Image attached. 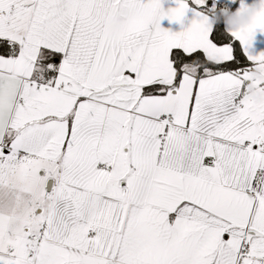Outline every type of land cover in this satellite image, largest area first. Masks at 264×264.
Returning a JSON list of instances; mask_svg holds the SVG:
<instances>
[{
	"label": "snow or ice",
	"instance_id": "6c2138e0",
	"mask_svg": "<svg viewBox=\"0 0 264 264\" xmlns=\"http://www.w3.org/2000/svg\"><path fill=\"white\" fill-rule=\"evenodd\" d=\"M258 33L264 0H0V264H264Z\"/></svg>",
	"mask_w": 264,
	"mask_h": 264
},
{
	"label": "crops",
	"instance_id": "0c3cea01",
	"mask_svg": "<svg viewBox=\"0 0 264 264\" xmlns=\"http://www.w3.org/2000/svg\"><path fill=\"white\" fill-rule=\"evenodd\" d=\"M237 2H239V0H237ZM246 2L251 3L252 0H246ZM164 6L165 7H169V6H173V0H164ZM250 6L246 7L244 10H238L236 12H233L226 18L225 20V27L229 30H235L231 25H229L228 20L230 17H232L233 15H239L240 13L246 11ZM255 18V16L253 17V19ZM162 26L165 28H171L174 31H178L180 30V26L178 24H170L167 20L162 21ZM255 48L257 51H264V34H257V38L255 41Z\"/></svg>",
	"mask_w": 264,
	"mask_h": 264
},
{
	"label": "clouds",
	"instance_id": "9594fccd",
	"mask_svg": "<svg viewBox=\"0 0 264 264\" xmlns=\"http://www.w3.org/2000/svg\"><path fill=\"white\" fill-rule=\"evenodd\" d=\"M256 15V8L250 6L246 11L240 13L239 15H233L229 18L228 23L235 30L245 28L250 25L253 21V17Z\"/></svg>",
	"mask_w": 264,
	"mask_h": 264
},
{
	"label": "trees",
	"instance_id": "16d2710c",
	"mask_svg": "<svg viewBox=\"0 0 264 264\" xmlns=\"http://www.w3.org/2000/svg\"><path fill=\"white\" fill-rule=\"evenodd\" d=\"M231 13H232V11L227 10V9H225V10L222 11V16H223V22H224V24H225V20H226V18H227Z\"/></svg>",
	"mask_w": 264,
	"mask_h": 264
}]
</instances>
